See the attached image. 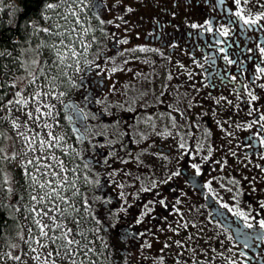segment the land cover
<instances>
[{
    "label": "flooded vegetation",
    "instance_id": "obj_1",
    "mask_svg": "<svg viewBox=\"0 0 264 264\" xmlns=\"http://www.w3.org/2000/svg\"><path fill=\"white\" fill-rule=\"evenodd\" d=\"M237 11L255 19L264 14V0L239 5L235 0H93L87 53L75 58L68 48L63 63L52 47L61 54L58 35L41 31L50 28V19L43 13L34 31L27 19L24 34H32L36 47L19 54L10 48L4 56L6 97L16 100L14 93L33 77L34 86L46 84L53 92L63 172L58 170L60 183L54 181L57 174L47 182L37 170L40 156L31 155L34 163L25 165L38 180L31 183L21 167L9 163L12 154L4 152L6 138L0 139V208L7 210L13 229L19 227V234L8 237L9 251L26 228L32 229L26 243L32 254L39 229L34 219L41 217L31 209L58 204L68 209L67 219L50 215L72 228L70 238L80 242L71 246L70 259L57 242L59 264H93L92 243L99 250L98 264H264L259 227L264 220V73L257 72L264 68V17L245 25ZM0 16L15 18L12 9ZM56 21L53 33L60 29ZM3 23L0 18V27ZM3 30L14 34L15 21L0 28V43ZM8 40L9 45L16 41L15 36ZM11 105L6 104L3 118ZM177 171L180 175L169 180ZM46 193L43 204L30 199ZM160 199L168 209L155 203ZM149 201L153 211L136 223Z\"/></svg>",
    "mask_w": 264,
    "mask_h": 264
},
{
    "label": "rangeland",
    "instance_id": "obj_2",
    "mask_svg": "<svg viewBox=\"0 0 264 264\" xmlns=\"http://www.w3.org/2000/svg\"><path fill=\"white\" fill-rule=\"evenodd\" d=\"M1 1V0H0ZM77 0H65L64 3L60 4V6L55 10L47 9L44 12V15L46 18H50V24L48 25L52 29V23L53 20L56 19V16L58 14L60 15V18L58 21L55 22V27L60 26L59 31L61 33H64V36L58 35V44H60V41L63 39L64 44L61 45V55L64 56V60L68 51V48H72L71 44V31L70 29L72 26L70 23H68L67 19H63L62 17H67V10H70L72 7V3ZM55 29V28H54ZM70 31V32H69ZM77 33V32H76ZM79 34V33H77ZM66 45V47H65ZM76 49V48H75ZM25 84V82L22 83V86ZM27 82L25 87L23 88V92L20 95L18 99H27L28 104L27 107H22L21 105H16L15 103L10 106V108L7 109V115L4 117V129L8 133L7 138L4 140L5 149L4 152L9 154H12V158H9V163L12 164L14 167H19V165H25L27 161L29 160L31 155H34L35 158H39L40 156V165H50V168H41L42 173L47 172L48 175H45V180L47 182L52 181L48 176H52L53 172L57 174V178L54 180L57 184L61 182L62 178L59 176V171L63 172L61 169V165L58 162H61L59 155L57 153V148L60 145V140L58 139H52V137H58L57 135V129L55 128L56 122H55V110L54 107L51 108V113H49V109L45 108L44 105L48 104L50 106H53V92L48 90L46 88V84L42 85H36ZM50 91V92H49ZM36 92H41L42 95L37 98L36 100L31 99V96L34 95ZM47 94V95H43ZM39 107L40 111L43 113H46V115L41 116L40 113H37L35 109ZM31 111L33 113L34 117H39V119L35 120V123L32 120L27 121V126H24L23 122L26 120V116L24 113ZM19 118V119H17ZM16 122L17 124H20L21 126L19 128L14 129L13 128V122ZM47 124L49 127H44V125ZM23 132L28 137V140H24L18 133ZM39 133V136L36 134ZM48 133H51L52 136H48ZM11 137V138H10ZM34 142H31L33 141ZM13 141H12V140ZM43 139L47 141V143L44 146H41L40 140ZM31 142V143H30ZM53 145V146H49ZM31 148H35L34 150H31ZM36 154V155H35ZM38 155V156H37ZM13 156L16 157V159H13ZM52 157H55V159H52ZM22 172V169H21ZM23 173V172H22ZM31 183H33L31 181ZM41 183V181H40ZM34 184V183H33ZM49 221H46V223ZM52 224V223H51ZM54 227V225H53ZM46 231H49L48 229H45ZM23 231V239H21L22 234L20 235V243L17 242L14 244V246L10 249V253L6 251L5 249H0V264H59L57 255H53L52 257H47V252L53 251L55 252L56 245H49L46 249H41L38 244L35 243V240L41 239L39 236V229H38V235L33 238V244L32 248L36 249V252H33L30 254L26 248V240L28 239L29 232L28 229L24 228ZM51 231H49L50 235ZM43 243H48L47 239L41 240ZM19 255L21 259L19 261L9 258L10 256ZM39 256V259H33L32 257ZM98 256H99V250L97 248V245L94 243L90 244V260L91 258L94 259L93 264H98Z\"/></svg>",
    "mask_w": 264,
    "mask_h": 264
},
{
    "label": "snow or ice",
    "instance_id": "obj_3",
    "mask_svg": "<svg viewBox=\"0 0 264 264\" xmlns=\"http://www.w3.org/2000/svg\"><path fill=\"white\" fill-rule=\"evenodd\" d=\"M65 0H59V3H52V2H48L45 4V7L47 9H50V10H53L55 11L59 6L60 4L64 3ZM121 2V0H116V3L119 4ZM236 4L239 5L241 0H235ZM128 11H131V9H128ZM73 15H75V13H73ZM235 15L240 19V20H243V23L245 25H254L257 23V20L261 19L262 17H264V14H260V15H257V17L255 19H247L245 18L244 16L241 15V12L240 11H237L235 13ZM63 19H67V17H62ZM50 19V18H49ZM118 19H123L122 17H118ZM10 24H12V21H9ZM101 23H112V21H103L101 20ZM208 22L206 21L205 22V25H207ZM192 28H197V27H204L202 25H196V24H192L191 25ZM207 30L211 31V28H208ZM41 31H43L44 33H52L53 35H59V36H64V33H61L59 31H56V32H52V29L51 28H42ZM74 31V30H73ZM217 31L219 32L220 35L222 36H227L229 34L228 32V29H217ZM126 43V41H125ZM60 44L63 45L64 44V41L63 39L60 41ZM53 48L56 49V54H57V57L59 58V62L60 63H63L64 62V56L60 54V51H59V48L54 44L52 45ZM66 47V45H65ZM259 47V45H258ZM141 51H144V49H140ZM71 51V55L72 56H75L76 53L74 50H70ZM221 51H223V49H221ZM248 51H251V49H248ZM260 52L262 55H264V47H260ZM5 53L4 52H0V56H3ZM10 54V53H9ZM224 59L229 63H233L232 60H229L227 56L224 57ZM35 63V61H34ZM56 62L54 61L53 62V65L55 66ZM40 71L42 72L43 69H40ZM257 72L259 73H264V68H260L258 67L257 68ZM66 75V73H64ZM259 78V77H257ZM36 79L37 77H33V79L30 81V83L34 84L36 82ZM4 87V81L3 80H0V88H3ZM11 87H16L15 84H12ZM261 88H264V84H261L260 85ZM15 96L19 97L21 95L20 91H16L14 93ZM42 95L41 92H36L34 95L31 96V99L33 100H36L37 98H39L40 96ZM43 95H47V94H43ZM61 96L64 95L63 92L60 93ZM251 96V100L252 101H255L257 99V96L256 95H253V94H249ZM2 102H3V96H0V105H2ZM15 103L16 105H21L22 107H27V104H28V101L27 99H16V100H12V99H9L7 101V104L8 105H11ZM6 107V105H3ZM45 108H48L49 109V113L47 114H50L51 113V108L54 107V106H50L48 104H45L44 105ZM35 111L37 113H40L41 116L43 115H46V113H43L40 111V108L37 107L35 109ZM24 115L26 116V120L23 122L24 126H27V121L28 120H32L34 123H35V120L39 119V117H34L33 116V113L31 111L29 112H26L24 113ZM19 119V118H17ZM261 119H264V116L261 117ZM21 125L20 124H17L15 121L13 122V128L16 129V128H19ZM44 127H49L47 124L44 125ZM18 135H20L24 140H28V137L25 135V133L23 132H20L18 133ZM37 136H39V133L36 134ZM48 136H52L51 133H48ZM34 139L33 138V141L31 142H34ZM52 139H55L58 141L59 138L57 137H52ZM30 142V143H31ZM47 143V141L41 139L40 140V144L41 146H44L45 144ZM50 147L53 146V145H49ZM2 151V150H0ZM233 155H235L233 153ZM13 159H16L15 156H13ZM52 159H55V157H52ZM205 160L208 159V157H205L204 158ZM34 163L33 160H28L27 161V165H32ZM60 163L61 167H62V162H58ZM21 168H22V172H23V176L25 178H30L31 181L33 183H38V180H37V177L32 174V172L29 171V169L27 168L26 165H19ZM37 166V170L39 171L40 168H50L51 166L50 165H40L39 163L36 164ZM192 167L196 170V174L197 175H200V168L193 164ZM53 175H56V173H52ZM41 175H48L47 172H43L41 173ZM180 175V172H173L171 173V175L168 177V179L170 180L173 176H179ZM164 183H167V180L164 181ZM40 188L43 189L46 185L44 183H40ZM155 187V185H153ZM208 185H205V187H207ZM9 192L12 191V189H8ZM56 190L53 189V192H55ZM145 191H147V189H145ZM78 193H73V195H76ZM57 196H59V193H56ZM158 195V194H157ZM47 197V193L45 194V196H36V195H32L30 197V199L32 201H36L37 204H43L45 199ZM21 199H23V197H21ZM48 199H53L52 197H48ZM59 199L61 201H63L64 204L68 205L69 204V201L66 197H63V196H60ZM154 203V201H149L148 204H145L144 205V211H142L140 213V218L137 219L136 223H141L144 219V217L148 216L152 211L153 209L149 207V204H152ZM155 203H158L160 206H162L163 208L165 209H168V204L166 203V200L165 199H160L158 201H155ZM177 204L180 203L179 200L176 201ZM11 206V205H9ZM69 207L73 208L74 209V206H71L69 205ZM222 207H225L227 208L228 206L227 205H222ZM261 208H264V203H262L260 205ZM174 208V206H173ZM17 211H19V208L16 209ZM31 212L35 214V216H40L41 218L40 219H34V223L35 225L39 228V236L41 238H46L48 243H43L40 239H37L35 240V243L38 244L40 246L41 249H46L49 247V245H56L58 241H60L59 245H58V249H63L64 250V253H65V256L68 257L69 259L72 257L73 255V250H72V245H79V241L73 239V238H70L73 234V229L72 228H69V227H66V225H63V224H60L57 222L56 220V217L54 215H50V213H53V212H57L60 214L61 217H64L65 219H67V216L65 215L66 212H68V209L67 208H61L60 205L58 204H54L53 207L51 208H47L46 210L45 209H40L38 210L35 206L31 209ZM237 216H241L243 217V213L241 212H237L236 213ZM44 217H47L49 220L52 221V224H48V223H44L43 222V218ZM163 220L165 223L168 222V217L167 216H164L163 217ZM99 222V221H98ZM74 223H79V221H74ZM54 225V227H53ZM185 227H187V225H185ZM245 227H248V228H251L252 225L251 224H246ZM259 227L261 229H264V220H261L259 221ZM45 229H48L49 231H51L52 233H55L61 229H63L62 231H60V235H49V231H46ZM163 229H161L162 231ZM174 230V229H173ZM32 232V229H29V233L31 234ZM23 239V237H21ZM189 239H191L192 237H188ZM261 240H264V236L260 237ZM31 241V235L29 237V240H26L25 242L26 243H30ZM175 243H177L178 245L181 244V241H176ZM223 243V242H221ZM169 245L168 244H165V247H168ZM55 250V252L53 251H49L47 252V257H52L54 254L55 255H59V250ZM31 251L32 252H36V249L35 248H31ZM90 251V249H89ZM241 255H243V253H241ZM9 258L11 259H14V260H17L19 261L21 259V257L19 255H15V256H10ZM33 259H39V256H36V257H32ZM54 264V262H53ZM73 264H75V262L73 261Z\"/></svg>",
    "mask_w": 264,
    "mask_h": 264
},
{
    "label": "trees",
    "instance_id": "obj_4",
    "mask_svg": "<svg viewBox=\"0 0 264 264\" xmlns=\"http://www.w3.org/2000/svg\"><path fill=\"white\" fill-rule=\"evenodd\" d=\"M48 2L57 3L59 0H1L0 5V12L7 15L8 12L12 9L15 18L12 21H15V31L14 34L10 30H3L4 32V39L0 43V52H4L3 56H0V80L4 81V87L0 88V96H3V102L0 107V139H4L7 135L3 128V116L5 113V106L9 97H6V90L10 87V83L8 80V68H9V61L4 56H7L9 49H14L15 53L19 54V51L28 47L35 49L36 43H33L31 38L32 34H24V29L27 28V19H29L30 27L33 31L38 27V22L40 17L42 16L45 7V4ZM18 15L20 17L17 19ZM3 18V25L2 29H5L8 25V17L7 16H0ZM42 23V22H41ZM43 24V23H42ZM15 36V43L14 45H9V38ZM20 66V65H19ZM15 71L18 70V64L15 65ZM16 74V73H15ZM0 207H3L0 206ZM21 230V229H20ZM13 234H19V227L13 229V224L11 221L8 220V212L7 210L0 208V249L3 248L6 251L9 250L11 247V243L8 242V237Z\"/></svg>",
    "mask_w": 264,
    "mask_h": 264
}]
</instances>
